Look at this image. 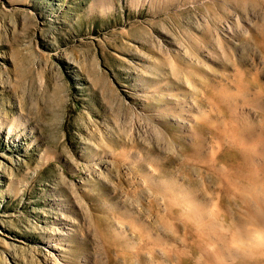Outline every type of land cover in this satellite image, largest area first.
I'll use <instances>...</instances> for the list:
<instances>
[{
    "label": "rangeland",
    "instance_id": "obj_1",
    "mask_svg": "<svg viewBox=\"0 0 264 264\" xmlns=\"http://www.w3.org/2000/svg\"><path fill=\"white\" fill-rule=\"evenodd\" d=\"M256 37L264 0H0V264H181L163 191L200 141L180 107L264 83ZM219 222L226 264H264V233Z\"/></svg>",
    "mask_w": 264,
    "mask_h": 264
},
{
    "label": "bare ground",
    "instance_id": "obj_2",
    "mask_svg": "<svg viewBox=\"0 0 264 264\" xmlns=\"http://www.w3.org/2000/svg\"><path fill=\"white\" fill-rule=\"evenodd\" d=\"M256 43L264 54V37H256ZM244 70L207 91L200 100L204 106L191 94L183 98L180 108L187 116L183 127L200 144L193 140L185 145L188 148L180 168L187 179L172 176L174 182L163 191L167 215L177 229H184L182 248L172 244L165 250L169 260L179 257L181 264H191L196 262L194 254H199L214 264H226L221 245L229 235L219 229V220L227 222L234 244L264 233V83L257 73L251 76ZM194 172L202 179L204 194ZM138 233L146 242H153L148 232ZM151 248L157 250L156 244ZM135 254L142 258L139 251ZM202 258L197 261L206 264ZM247 259L242 255L237 264H255Z\"/></svg>",
    "mask_w": 264,
    "mask_h": 264
}]
</instances>
